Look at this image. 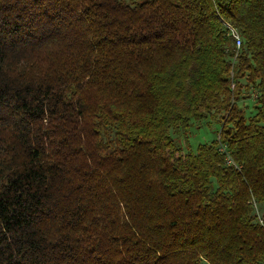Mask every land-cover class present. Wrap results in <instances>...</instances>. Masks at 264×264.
Returning a JSON list of instances; mask_svg holds the SVG:
<instances>
[{"label": "trees", "instance_id": "16d2710c", "mask_svg": "<svg viewBox=\"0 0 264 264\" xmlns=\"http://www.w3.org/2000/svg\"><path fill=\"white\" fill-rule=\"evenodd\" d=\"M0 264H264V0H0Z\"/></svg>", "mask_w": 264, "mask_h": 264}, {"label": "rangeland", "instance_id": "374dc122", "mask_svg": "<svg viewBox=\"0 0 264 264\" xmlns=\"http://www.w3.org/2000/svg\"><path fill=\"white\" fill-rule=\"evenodd\" d=\"M228 28L230 34H231L230 28L235 29L236 32L239 34L238 30L235 27L230 25ZM231 36L233 35L231 34ZM239 47L236 48V53L238 52ZM231 75H232V71H231ZM240 97L241 98L237 101L240 108H242L243 110L246 109V113L250 114L254 109L256 94L251 93L250 97L248 98H243V95H241ZM198 126L200 127L198 128ZM185 132L186 134L173 132V131L171 132V134L175 138L176 144L182 148L183 153L194 151L198 146V144L200 143H205V142L211 143L219 138V127L213 121L203 120L200 123L194 122L192 126ZM220 148L221 150H224L222 146H220Z\"/></svg>", "mask_w": 264, "mask_h": 264}, {"label": "built area", "instance_id": "2783aa9c", "mask_svg": "<svg viewBox=\"0 0 264 264\" xmlns=\"http://www.w3.org/2000/svg\"><path fill=\"white\" fill-rule=\"evenodd\" d=\"M227 26L229 27L230 25H227ZM230 30H231V34H232L233 37L235 38L236 46H237V48H238L239 45H240V36H239V34L236 32L235 29L230 28Z\"/></svg>", "mask_w": 264, "mask_h": 264}]
</instances>
